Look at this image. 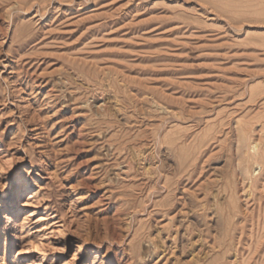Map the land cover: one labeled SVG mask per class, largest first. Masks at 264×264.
Wrapping results in <instances>:
<instances>
[{"label":"rangeland","instance_id":"rangeland-1","mask_svg":"<svg viewBox=\"0 0 264 264\" xmlns=\"http://www.w3.org/2000/svg\"><path fill=\"white\" fill-rule=\"evenodd\" d=\"M0 264H264V0H0Z\"/></svg>","mask_w":264,"mask_h":264},{"label":"bare ground","instance_id":"bare-ground-1","mask_svg":"<svg viewBox=\"0 0 264 264\" xmlns=\"http://www.w3.org/2000/svg\"><path fill=\"white\" fill-rule=\"evenodd\" d=\"M12 213H14L13 210H11V214H10L9 218H11Z\"/></svg>","mask_w":264,"mask_h":264}]
</instances>
